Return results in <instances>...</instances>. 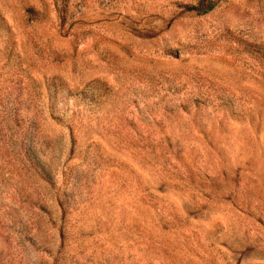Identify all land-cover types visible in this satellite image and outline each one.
Here are the masks:
<instances>
[{
	"label": "rangeland",
	"instance_id": "rangeland-1",
	"mask_svg": "<svg viewBox=\"0 0 264 264\" xmlns=\"http://www.w3.org/2000/svg\"><path fill=\"white\" fill-rule=\"evenodd\" d=\"M0 264H264V0H0Z\"/></svg>",
	"mask_w": 264,
	"mask_h": 264
}]
</instances>
